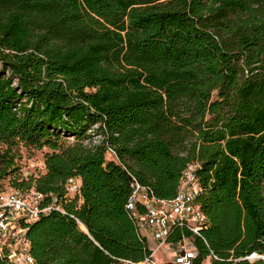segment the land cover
<instances>
[{
	"label": "trees",
	"instance_id": "trees-1",
	"mask_svg": "<svg viewBox=\"0 0 264 264\" xmlns=\"http://www.w3.org/2000/svg\"><path fill=\"white\" fill-rule=\"evenodd\" d=\"M20 146L44 173L17 172ZM192 163L206 243L167 241L264 264V0H0V193L64 211L26 224L34 264L143 263L130 184L171 199Z\"/></svg>",
	"mask_w": 264,
	"mask_h": 264
},
{
	"label": "built area",
	"instance_id": "built-area-1",
	"mask_svg": "<svg viewBox=\"0 0 264 264\" xmlns=\"http://www.w3.org/2000/svg\"><path fill=\"white\" fill-rule=\"evenodd\" d=\"M198 163H192L183 171L177 194L171 199H160L148 193L146 187L133 180L130 184L131 194L127 210L134 218L137 228L152 230L155 246L149 258L143 263L153 262L154 254L169 247L171 260L176 264H190L197 251L190 237L182 236L180 240L169 243L167 237L174 226L186 229L192 237H199L205 243L202 230L206 228V216L197 202L199 190L195 170ZM70 197L76 195L79 189L77 179H69L65 186ZM140 204L145 209L139 213L136 206ZM51 211L64 212L54 201L44 203V196L39 192L22 194L18 191L0 193V256L7 257L13 264H34L30 254V243L27 238V226L41 215ZM251 254L247 259L253 257ZM210 256L217 258L212 252ZM150 259V260H149Z\"/></svg>",
	"mask_w": 264,
	"mask_h": 264
},
{
	"label": "rangeland",
	"instance_id": "rangeland-1",
	"mask_svg": "<svg viewBox=\"0 0 264 264\" xmlns=\"http://www.w3.org/2000/svg\"><path fill=\"white\" fill-rule=\"evenodd\" d=\"M44 152L45 150H32L20 146L19 147L20 158L17 160L19 169L17 170V172L20 173L22 177H28L29 175L37 176L44 173L45 172L44 160H43ZM107 157H109L108 154ZM9 187H10L9 178L2 180L0 182L1 189H8ZM165 249L168 250V247L166 246ZM159 257H160V253H158L156 258ZM253 259H257V258H253ZM146 264H153V263L150 262Z\"/></svg>",
	"mask_w": 264,
	"mask_h": 264
},
{
	"label": "crops",
	"instance_id": "crops-1",
	"mask_svg": "<svg viewBox=\"0 0 264 264\" xmlns=\"http://www.w3.org/2000/svg\"><path fill=\"white\" fill-rule=\"evenodd\" d=\"M140 233L145 237L149 249L152 250L154 248V246H155V239H154L152 230H150V229H141ZM168 249H169V247H168ZM158 253H160V257L156 258ZM158 253L154 254V259H153L154 261L152 262L153 264H157L159 262L168 261V260H171V258H172L171 254L166 249H162Z\"/></svg>",
	"mask_w": 264,
	"mask_h": 264
},
{
	"label": "water",
	"instance_id": "water-1",
	"mask_svg": "<svg viewBox=\"0 0 264 264\" xmlns=\"http://www.w3.org/2000/svg\"><path fill=\"white\" fill-rule=\"evenodd\" d=\"M253 257H257V258H260V259H264V255L261 256V255L254 254Z\"/></svg>",
	"mask_w": 264,
	"mask_h": 264
},
{
	"label": "bare ground",
	"instance_id": "bare-ground-1",
	"mask_svg": "<svg viewBox=\"0 0 264 264\" xmlns=\"http://www.w3.org/2000/svg\"><path fill=\"white\" fill-rule=\"evenodd\" d=\"M251 258L253 259V258H257V257H251ZM251 258H250V259H251Z\"/></svg>",
	"mask_w": 264,
	"mask_h": 264
}]
</instances>
